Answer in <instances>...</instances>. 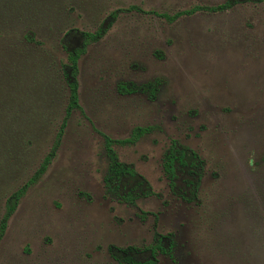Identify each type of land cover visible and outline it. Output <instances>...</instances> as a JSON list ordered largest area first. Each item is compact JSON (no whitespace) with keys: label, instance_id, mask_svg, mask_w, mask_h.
Listing matches in <instances>:
<instances>
[{"label":"rangeland","instance_id":"1","mask_svg":"<svg viewBox=\"0 0 264 264\" xmlns=\"http://www.w3.org/2000/svg\"><path fill=\"white\" fill-rule=\"evenodd\" d=\"M225 1L8 0L0 10V221L63 122L62 36L95 32L119 9L143 12H120L80 59L84 113L70 116L56 158L10 218L0 264H120L111 246L142 248L156 233L174 242L157 264H264V2L174 22L154 13ZM137 127L146 132L126 142ZM104 135L120 141L119 160L152 195L130 205L110 193ZM174 143L203 162L192 201L183 178L197 179L183 173L173 182L165 169Z\"/></svg>","mask_w":264,"mask_h":264},{"label":"trees","instance_id":"2","mask_svg":"<svg viewBox=\"0 0 264 264\" xmlns=\"http://www.w3.org/2000/svg\"><path fill=\"white\" fill-rule=\"evenodd\" d=\"M262 3L264 0H226L222 4L217 6H195L190 10L178 12L175 15H168L166 13H156V15L166 18L170 22L176 21L178 18L184 15H193L200 11L207 12H224L232 9L238 4L242 3ZM5 12L4 9H8V0H0V10ZM139 11L143 12L142 8L138 6H131L128 9H119L112 13L111 16L105 21V23L99 27L95 32L80 31L77 29L69 30L61 38V45L67 53V62L62 63L60 73L62 80L65 82L69 90L68 105L63 122L58 131L55 142L51 151L44 158L40 168L35 174L24 184L21 188L13 192L7 199L5 205V213L0 221V242L6 234L8 223L12 215L15 213L19 202L26 194L27 190L35 184L49 169L57 156L58 149L61 145V141L64 135L65 128L67 126L68 119L74 111L80 110L84 113L83 107L80 103L79 96V62L80 59L86 54L88 46L92 43H97L107 34L110 26L114 23L118 14L122 11ZM32 40H34L32 38ZM126 92V88L122 87ZM146 129L137 127L132 133V137L126 142H131L139 139ZM106 150L110 159L109 170L105 179L106 186L110 193L115 194L121 201L135 205L141 198L148 197L153 194L152 187L145 177L140 175L133 166L126 163H122L117 153L114 150V143L120 141L113 139L108 135H104ZM165 169L171 180L174 182L176 178L180 177V174L186 173L193 179L201 177L199 170L202 168L203 162L199 156L187 148L180 147L177 143H174L166 153L165 156ZM191 180V179H190ZM192 181V180H191ZM194 182V180L191 182ZM198 186V184H196ZM195 185V186H196ZM194 186V187H195ZM196 191L193 192V197L196 195ZM156 243L148 245L142 248L128 247L126 249L117 246H111L109 248L111 256L117 260L120 264H157L158 254L160 252L167 254L171 252V248H167L164 244L163 236L156 233Z\"/></svg>","mask_w":264,"mask_h":264},{"label":"flooded vegetation","instance_id":"3","mask_svg":"<svg viewBox=\"0 0 264 264\" xmlns=\"http://www.w3.org/2000/svg\"><path fill=\"white\" fill-rule=\"evenodd\" d=\"M202 175V174H201ZM198 179L196 180V181H194V182H192L189 178H183V181H184V183L186 184V186H188V187H190L191 189H193V192L194 191H196V189H197V183H198V180L200 179V176H198L197 177ZM190 181L194 184V186L192 185V184H190ZM193 192H191L190 194H189V196L188 197H185L184 196V198L185 199H187V200H189V201H192L195 197H196V195L193 197ZM195 194H196V192H195ZM161 235V234H160ZM162 236V235H161ZM165 239H169V241H170V243L168 244V246H167V248L169 249V248H171V252H172V249H173V243L174 242H172L173 240L171 239V237H169V238H166L165 236H163V240L165 241ZM171 252L170 253H167V254H171Z\"/></svg>","mask_w":264,"mask_h":264}]
</instances>
